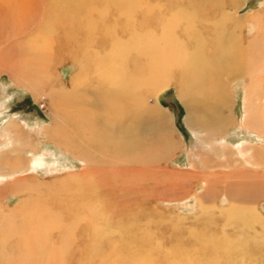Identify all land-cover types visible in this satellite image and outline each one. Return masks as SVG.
I'll list each match as a JSON object with an SVG mask.
<instances>
[{
	"label": "rangeland",
	"instance_id": "1",
	"mask_svg": "<svg viewBox=\"0 0 264 264\" xmlns=\"http://www.w3.org/2000/svg\"><path fill=\"white\" fill-rule=\"evenodd\" d=\"M72 2L73 0H46L43 4L42 8L46 13L56 9L55 11L61 16L68 14L65 16L66 18L64 16L62 18L64 28L61 26L62 29H58L60 34L64 33V29L73 32L71 26L73 28L76 26V21L69 26L67 20V17L71 16L70 12L74 14L75 11L72 8ZM93 4L94 9H101L106 15L101 21L102 19L96 12L93 14L95 23V31L92 35L95 45L93 49L101 55L110 51L114 42V40H108L105 32L109 28L114 31L113 35L115 34L118 40L125 42L129 39L131 30L127 29L128 22L125 16L121 17V14L126 12L131 16L132 27H135L137 32L149 30L156 36H161L164 24L171 15H181L178 22V26H180L174 29V35L180 40L186 41L183 33L185 34L184 25L187 22L192 25V28L202 30L206 56L213 52L210 50L211 42L214 47L218 45L215 40L216 27L214 24L218 31L225 29L230 32L234 30L232 28L233 20H239L240 27L233 33L235 37L237 36L236 40L242 42L244 48L249 47L245 53V65L247 63V67H252L249 70L254 72V70L258 71L262 61L257 57L259 49L264 48V37L257 40L254 38L256 34L264 35V0H94ZM85 5H82V1H80V7ZM88 5L90 6V4ZM142 5L144 10H142ZM148 7L153 8L150 15L146 13ZM182 17L184 19H181ZM83 32H75L72 38L76 44L73 43V47L70 48L64 43V40L54 39L51 62L46 68L45 74L58 78L54 81L56 86L63 82L67 88H70L72 77L78 73L77 65L69 51L75 50L77 54L83 53L84 48L81 47L86 39L85 32ZM252 41L255 43L252 44ZM11 47L13 49L11 54L14 59H17L21 52L18 42L12 43ZM129 58L128 66L133 70L135 56L130 55ZM219 74L226 80L228 79V89L225 91L227 102H224L225 105L217 107L221 111L222 117L231 121V124L222 129L224 133L212 134L214 127H211L208 122L204 126L203 119H201L202 123L196 124V118L204 117L205 113H211L212 109L209 110L205 107L194 110L186 107L184 99L182 100V85L178 75L170 72L168 75L173 81L171 80L164 89L149 95L146 101L156 118L153 122H151L152 119L149 122H147L148 120L144 121L145 123L137 121L132 128L135 132L132 135L129 133V136H135L133 140L135 145H140V140L143 138L145 143L141 142L142 145L153 144L154 151L160 148L157 160L155 162L152 160L137 162L135 160L111 166V163L104 162V159L95 158L90 164L92 172L96 174L94 183H97V194L94 192V195L108 201L113 212L112 225L123 222L125 225L122 226L132 236L137 227H130L133 217L137 221V225L139 224L141 264H264V166L250 170L251 167L245 165L241 156L235 153L236 148L242 144L254 145L253 148L259 146L264 150V132H262L264 131V115L259 109L249 107L253 102L248 98L249 81L247 77H233L224 75L222 72ZM97 82L98 80L92 77L90 82L86 86H82L81 89L90 86L88 90H91ZM195 84L199 87L197 81ZM104 86L105 84L101 85V87ZM155 105L165 114L151 109ZM251 107L254 106L251 105ZM64 108L62 110L69 111V113H64L63 116V112L60 110L59 115L68 121L71 120L68 123L70 126L67 125V127L72 131L74 125L72 124L74 123L72 111ZM189 110L194 111L190 112ZM247 116L248 118H246ZM10 117H14L25 125V135L28 136L24 141H19V150L15 147L17 149L15 153L20 154L22 165H25L26 159L31 157L32 150H34V155L44 152L42 165L39 167L37 175L35 177L28 176V183L35 187H41L43 191L45 189L43 185L49 190L60 186L55 190L57 192L55 195L53 192L52 196L47 197L45 200L47 205L45 202L44 204L45 207L53 204V210L59 207L56 212L51 209V206L49 209H45L47 212L50 210L49 213L58 214V219H62L64 223L72 224V229H75L73 235L76 244L74 243L73 247L69 249L65 264H77V261L79 264H83L88 258L87 251L90 253L89 256H92L84 239L85 234L82 231L84 226L76 228L78 223H76L77 218L74 214L75 209L78 210L77 214L83 210L76 207L78 205L76 201L71 205L70 214L65 206L69 204V195L78 194L73 190V186H68L67 181L70 178L67 177V174L81 173L86 169V165L73 153L62 148L52 137L47 139L40 134L39 130L42 128H50L51 125H54L53 119L49 115L48 100L43 96L34 98L24 87L14 85L6 73H1L0 131L4 130L5 123ZM153 117L155 116L153 115ZM244 117L247 124L249 121L253 123L256 117L259 121L256 119L254 125L250 122L248 125H244L242 121ZM149 118L151 117L149 116ZM187 119L192 126L187 124ZM257 121L259 123L261 121L262 124H258ZM158 124L161 125V128L164 125L165 131H167L162 136L156 135ZM104 127V132L103 130L99 131L98 135L107 137L110 132L106 130L116 129L111 124ZM209 131L212 134L210 137L207 136ZM221 136L222 139H219ZM166 140L174 143L176 147L170 154H165L163 151L162 145ZM217 141H224L229 150V159L226 162ZM91 147L93 152L100 150L96 145ZM8 148L7 145L2 146L0 152ZM0 158H7V154H1ZM109 170H111L110 173ZM248 170L250 171L246 172ZM241 171H245L244 173L247 175L242 176L244 173ZM241 178L246 179L241 181ZM98 187L103 197L98 192ZM125 191L129 192L126 194ZM11 193L13 192L9 187H0L1 206L4 204L11 208L21 199L31 195L27 192L15 195ZM42 195L44 194L38 195L40 198L38 196L31 197L36 201L40 200ZM62 196L67 203L66 201L65 204L63 203ZM50 198L53 199L50 200ZM48 200L49 202H47ZM121 201L127 205V208L123 218L119 219L118 204H121ZM63 209L66 212H63ZM61 215L66 216L61 217ZM69 217L71 219H68ZM130 223L131 225H129ZM92 250L96 256L99 253L103 255L102 249L99 247H93ZM85 256L87 257L85 258ZM91 263L98 264V257L94 258V254L93 260L87 264Z\"/></svg>",
	"mask_w": 264,
	"mask_h": 264
},
{
	"label": "bare ground",
	"instance_id": "2",
	"mask_svg": "<svg viewBox=\"0 0 264 264\" xmlns=\"http://www.w3.org/2000/svg\"><path fill=\"white\" fill-rule=\"evenodd\" d=\"M80 1H82V5H86L80 7ZM93 1L73 0L72 8L75 11L74 14L70 12L71 16H68L67 20L69 26L76 21V26L75 28L71 26L73 32L64 29V33L60 34L58 29L64 28L62 18L68 14L61 16L55 11L56 9L46 13L42 8L46 0H0V74L6 73L14 85L24 87L34 98L43 96L48 100L49 115H51L54 125H51L50 128H42L39 130L40 134L47 139L52 137L62 148L73 153L86 165V169L82 170L81 173L67 174V177L70 178L67 181L68 186H73V190L78 194L69 195V204L65 206L70 214L71 205L76 201L77 203H75L78 204L76 207L83 210V212L80 210L77 214L78 210L75 209L74 214H76V223H78L76 228L84 226L82 230L85 234L84 239L92 253V256H89L90 253L85 251L88 256L86 262L84 261L85 264L93 260V254L94 258L98 257V264H141L139 224L137 225V221L133 217V223L129 225H131V228L132 226L137 227L135 234H132V236L122 226L125 225L123 222L112 225L113 212L108 201L94 195V192L97 194V183H94L96 174L92 172L90 164L95 158L104 159V162L111 163V166L135 160L137 162L145 160L155 162L157 160L160 148L154 151L153 144L149 146L142 145L141 142L145 143L143 138L140 140V145H135L133 143L135 136H131L135 130H132V128L137 121L143 123L152 119L151 122H153L156 118L155 113L150 110L146 101L149 95L164 89L166 85L170 84L172 80L171 76L168 75L170 72L178 75L182 85V100L184 99L186 107L194 110L205 107L209 110L212 109L211 113L206 112L204 117L201 118L195 119L193 113L191 114L196 124L202 123L201 119H203L204 123L202 124L204 126L208 122L211 127H214L212 134L224 133L222 129L231 124L230 119H224L221 111L217 109L218 106L225 105L224 102H227L225 91L228 89V79L226 80L224 76L219 74L220 72L233 77H247L249 81L248 98L253 102L250 103L249 107L259 109L264 115V48L259 49L257 58L262 61L257 69L258 71L254 70L253 72L250 71L252 67H247L248 64L245 65L244 62L245 53L249 47L244 48L242 42L237 41V36L235 37L233 33L235 29L240 27L239 20H233L232 28L234 30L230 32L225 29L224 31H218L217 26L214 24L216 27L215 40L218 45L214 47L213 42H211L210 50L213 52L209 55L208 50L209 56H206L202 30L196 29L194 25V28H192V25L187 22L184 25L185 34L183 33L186 41L180 40L174 35V29L180 26H178V22L181 15H171L164 24L161 36H156L149 30L141 33L137 32L134 29L135 27H132L131 16L125 12L121 14V17L125 16L128 22L127 29L131 30L129 39L122 42L115 37V34L113 35L114 31L111 28L104 30L109 38L108 40H114V42L110 51L106 50L107 52L101 55L93 49V46H95L93 44L94 39H92L95 31L93 14L96 12L102 19L101 21L106 15L103 10L94 9ZM58 8L60 9V7ZM142 8L140 7L144 10V6ZM152 9L147 8V15L151 14ZM37 22L38 24H35ZM79 31L85 32L86 39L81 47L84 48V51L79 54L75 50L69 51L71 57L74 58V63L77 65L78 73L72 77L70 88H67L63 82L56 86L54 81L58 78L45 74V70L51 62L54 39L64 40V43L70 48L73 47V43L76 44L72 37L75 32ZM262 37L264 35L256 34L254 39L257 40ZM15 42H18V48L21 50L17 59L13 58L11 54L13 49L10 48V45ZM251 43L254 44L255 42L252 41ZM130 55L135 56L133 70L128 66ZM92 77L98 80L96 85L91 90H88L90 86L81 89L82 86H86L90 82ZM195 81H197L199 87L196 86ZM102 84H105V86L101 87ZM36 100L38 101V99ZM251 105L254 107H251ZM64 107L66 110L72 111L73 115L70 113L74 122L72 123L74 124L72 131L68 130L70 128L67 127L71 120L68 121L63 117L64 113H69V111L62 110ZM151 109L165 114L156 105ZM60 110L63 112L62 117L59 115ZM74 111L75 113H73ZM246 118L244 117L242 120L244 125H248L250 122L248 119L247 124ZM254 121L250 123L254 125ZM59 123L61 124L60 127ZM214 123L216 124L214 125ZM260 123L262 124L261 121ZM260 123L258 122V124ZM21 124L14 117H10L5 123L4 130L0 131V148L6 145L9 146L7 150L0 152V156L1 154H7V158H0V187H9L13 195L26 192L31 193V195L29 194V197L23 199L20 198L21 200L11 208L3 203L2 206L0 205V264H65L68 251L76 242H74L73 235L75 229H72V224L64 223L62 219H58V214H53L59 208L58 206L56 210H53V204L45 207L47 197L52 196L53 192V195H55L57 193L55 190L60 186L49 190L43 185V188H45L43 191L41 187H35L28 183V176L35 177L37 175L38 169L42 165L44 152L34 155V150H32V155L29 152L31 157L26 159L25 165H22L20 154L15 153L19 148V141H24L28 137L25 135V125L22 124V126ZM107 124H111L116 129L106 130L110 132L107 137L98 135L99 131L103 130L104 132V126H107ZM187 124H191L188 119ZM157 126L156 135L162 136L167 132L164 125H162V128L159 124ZM117 128H123L124 130L120 131ZM129 133H131L130 136ZM207 134L208 137L212 136L210 131ZM219 139H222V136ZM92 145H96L100 150L93 152ZM217 145L222 149V156L226 162L229 159V150L225 142L220 141ZM162 146L165 154H170L176 148L174 143L167 140ZM253 146L242 144L238 148L235 147V153L241 156L245 165L251 167L250 170L264 166V150L259 146H255L257 148L255 149ZM14 154L16 156L13 157ZM244 175L247 174L244 173L242 176ZM243 179L246 178H241V181ZM98 192L101 195L99 187ZM42 193L44 195H42L41 201L37 199L40 202L31 197ZM58 193L60 194V191ZM59 194L58 198L60 197ZM38 198L40 197L38 196ZM52 199L50 198V200ZM64 199L62 196L63 203L66 201ZM120 203L118 204L119 219L123 218L127 208V205L122 201ZM50 206L54 211L52 213H49L50 210L46 211ZM63 212L66 211L63 209ZM63 216L61 215V217ZM93 247L101 248L103 255L99 253L96 256V253L92 250ZM83 254L85 253L83 252ZM77 264H79V261H77Z\"/></svg>",
	"mask_w": 264,
	"mask_h": 264
}]
</instances>
